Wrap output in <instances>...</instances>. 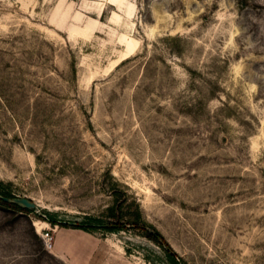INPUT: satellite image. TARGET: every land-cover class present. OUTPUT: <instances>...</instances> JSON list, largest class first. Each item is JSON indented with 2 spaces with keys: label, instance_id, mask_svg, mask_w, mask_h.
<instances>
[{
  "label": "rangeland",
  "instance_id": "374dc122",
  "mask_svg": "<svg viewBox=\"0 0 264 264\" xmlns=\"http://www.w3.org/2000/svg\"><path fill=\"white\" fill-rule=\"evenodd\" d=\"M0 181L37 206L0 264H168L73 228L115 190L186 264H264V0H0Z\"/></svg>",
  "mask_w": 264,
  "mask_h": 264
},
{
  "label": "trees",
  "instance_id": "16d2710c",
  "mask_svg": "<svg viewBox=\"0 0 264 264\" xmlns=\"http://www.w3.org/2000/svg\"><path fill=\"white\" fill-rule=\"evenodd\" d=\"M113 195L115 197V202L113 206L108 208L107 214H106V217L112 220L111 223L110 222L107 223L99 219V220L91 221L90 223L85 224V225H79V224L75 225L73 228L79 229L85 232L103 230V231L110 232V233H118L121 231H127L129 229H134V230H137L143 233L149 240L159 244L163 248L164 253H165L164 254L165 259L168 262V264H186L179 257V255L174 251V249L167 242L165 237L154 226L148 224L144 220L140 206L135 199L129 202V198L125 194H124L125 198H121V195H119L116 190L113 192ZM0 196L7 197L10 199L16 198L10 191L6 189L5 184L1 181H0ZM0 204L7 206L11 209L20 211V212L34 213V210H28V209L19 207L15 204L5 203L1 198H0ZM126 204H127L128 209L131 210V214L124 211ZM38 217L41 220H46L50 224L60 225V227L62 228H68L69 227L68 225H70V224H66L63 222L57 223L54 218L46 216L45 213H43L42 215ZM127 217H130V218H127ZM126 219H127V222H125Z\"/></svg>",
  "mask_w": 264,
  "mask_h": 264
},
{
  "label": "water",
  "instance_id": "95a60500",
  "mask_svg": "<svg viewBox=\"0 0 264 264\" xmlns=\"http://www.w3.org/2000/svg\"><path fill=\"white\" fill-rule=\"evenodd\" d=\"M0 198L8 204H15L19 207H22L24 209H28V210H35L37 209V206L31 202L30 200L26 199V198H15V199H10L7 197H2L0 196ZM75 225V224H72Z\"/></svg>",
  "mask_w": 264,
  "mask_h": 264
},
{
  "label": "crops",
  "instance_id": "0c3cea01",
  "mask_svg": "<svg viewBox=\"0 0 264 264\" xmlns=\"http://www.w3.org/2000/svg\"><path fill=\"white\" fill-rule=\"evenodd\" d=\"M83 233H84V235H86L87 237H88V239H92L93 237L91 236V234L90 233H87V232H84L83 231ZM91 241V240H90ZM92 243H94V241H91V244H90V246H88V250L87 251H90L91 249L93 250L94 248V246H93V244ZM87 248V247H86ZM82 264H85V260L83 259L82 260V262H81Z\"/></svg>",
  "mask_w": 264,
  "mask_h": 264
},
{
  "label": "built area",
  "instance_id": "2783aa9c",
  "mask_svg": "<svg viewBox=\"0 0 264 264\" xmlns=\"http://www.w3.org/2000/svg\"><path fill=\"white\" fill-rule=\"evenodd\" d=\"M44 239L47 241L50 248H52V244L50 243L53 238H50V234L46 233Z\"/></svg>",
  "mask_w": 264,
  "mask_h": 264
}]
</instances>
